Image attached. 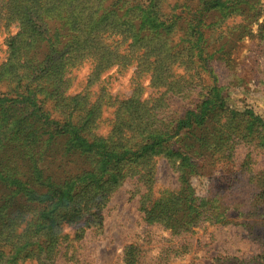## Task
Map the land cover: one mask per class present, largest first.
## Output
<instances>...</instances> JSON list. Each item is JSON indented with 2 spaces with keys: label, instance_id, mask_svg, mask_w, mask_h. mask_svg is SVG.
<instances>
[{
  "label": "rangeland",
  "instance_id": "1",
  "mask_svg": "<svg viewBox=\"0 0 264 264\" xmlns=\"http://www.w3.org/2000/svg\"><path fill=\"white\" fill-rule=\"evenodd\" d=\"M9 1L0 0V64L9 55V37L23 30L30 31L26 21V25L22 26ZM128 1L137 7V20H143L147 27H153V22L157 23L158 28H161V22H164L165 27L175 22L176 32L172 39L176 36L178 38V34H184L185 49L191 45L188 43L193 36L192 24L189 23V30L185 24L191 19L185 17L186 12H182L186 9L185 6L177 5V2L183 0H91L88 4L94 17L98 18L97 16H103L118 5L127 7ZM204 1H199L201 8ZM58 2L59 0H49L44 6L46 13L43 15L36 9L39 19H32L33 26L38 29L33 34L38 35L41 31L42 34L39 35L46 38L44 44L50 48L45 64H49L51 68L59 66V59L66 51L64 48H67L69 37L60 31L63 20H73L74 27L78 22L72 14L74 5L69 6L66 13ZM201 8L196 9L197 13L201 12ZM218 8L220 11L217 15L221 25L214 30L206 28L208 34L204 37V44L213 40L209 49L220 48L223 50L222 56L228 54L230 57L212 60L219 85L223 86L222 102L229 109L217 126L219 128L225 122L227 115L247 109L264 119V0H223ZM233 8H237L238 12L229 14ZM208 10L205 9L204 14L209 13ZM200 14L195 16L199 18ZM150 19L153 22L149 23ZM233 21L235 22L232 23ZM238 22H244L245 29L237 30L233 27ZM40 24L56 28L47 32L43 31ZM221 31H224L221 38L216 40ZM23 35L24 33L20 37ZM48 39H51L49 44ZM104 39L107 45L121 40L120 36ZM19 41L23 45L26 43V40ZM122 41L119 49L113 50L108 68L90 82L88 77L94 69V56L81 60L73 67L66 75V95L62 94L64 88L58 80L53 81V78L49 79L50 89L42 92V87L46 86L43 83L44 72L41 71L43 64L34 66L31 72H24L22 80L4 74L0 78V92L9 93L6 100L0 102V155L6 152L5 144H15L11 160L21 152L20 148H24L31 154L36 152L38 166L42 168L47 164L44 152L53 138L52 134L62 128L72 131L71 118L85 116L89 102L93 101L95 106L91 112L96 119L91 123L95 126L93 131L98 136L107 137L114 124L117 106L111 102L130 97L135 89H139L141 99L152 101L163 96L164 108L160 111V116L164 118H176L185 109H194L201 104V99L209 92V82L203 80L205 75L191 68L184 71L186 65L179 64L176 67L178 63H172V75L173 72L185 76L191 74L193 85L181 95L167 93L164 87L151 85L150 72H138L137 61L132 59L129 48H126L129 41ZM101 45H104L102 40ZM179 47L183 49L181 44ZM45 51L47 48L44 47L43 52ZM43 52L40 56H43ZM16 81L18 86L14 87ZM38 85L40 87L34 89ZM27 87L34 91L35 97L42 99L40 106H46L50 110V117L42 116L40 106L34 103L36 99H24L12 92L14 88L19 92ZM59 93V96L81 94V104L75 106L78 98L73 101L77 108L73 116L67 115L65 118L66 115L55 107ZM55 119L61 121L57 122ZM37 132L44 136L40 144ZM216 134L218 138L223 136V145L215 150L214 155L210 149L206 151L207 155L188 161L191 164L188 168L191 198L199 204L197 211L205 210L203 214L188 212L189 216H197L190 218L187 225L175 231L161 221L149 223L141 210V201L146 204L155 203L171 193L178 195L187 186L182 177V168H179L186 157L185 142L179 136H173L171 143L174 148H180L178 155H173L170 159L162 155L155 156L152 161L153 176L146 186L138 180L137 174L129 175L111 193L110 200L101 211L103 227L99 230L88 227L81 232L78 228L84 225V220L77 225H62L55 264H127L124 259L125 247L130 245L135 258L133 264H221L224 259L235 257L239 261L251 260L249 264H256L254 257L264 253V145L254 136L234 141L232 138L228 139L222 129L216 130ZM71 136L75 137V133L72 132ZM39 178L36 179V184L39 183ZM49 183L50 190L56 188L55 184L51 186ZM7 188L10 190L8 198L12 200L14 190L18 187L8 185ZM3 208L0 207V210L6 212L5 207ZM4 220H9L8 215L4 216ZM4 262L2 260L0 264ZM18 264H36V261L25 260Z\"/></svg>",
  "mask_w": 264,
  "mask_h": 264
},
{
  "label": "trees",
  "instance_id": "2",
  "mask_svg": "<svg viewBox=\"0 0 264 264\" xmlns=\"http://www.w3.org/2000/svg\"><path fill=\"white\" fill-rule=\"evenodd\" d=\"M90 1L59 0L58 4L62 5L61 8L65 9L66 13L68 7L74 5L72 14L78 22L74 27L73 20H63L60 31L69 37V40L66 42L67 48L62 46L66 51L59 59V66L51 68L49 64H45L50 51L48 45L44 44L46 38L39 35L42 34L41 31L38 33L39 36L33 34L38 29L33 26L32 21L33 18L39 19V16H36V9L43 15L46 13L44 6L49 0H10L22 26L26 25V21L30 31L23 30L9 37V55L0 64V78L5 74L22 80L24 72H31L34 66L43 64L41 71L44 72L43 83L46 86L42 87L44 88L42 92L50 89L49 79L53 78V81L58 80L60 86L64 88L62 94L66 95L68 91V87L65 86L66 75L73 67L81 60L94 56L96 61L93 72L88 77L90 82L93 77H99L100 73L108 68L113 50L119 49V43L128 40L126 48H129L132 59L137 61L136 69L140 73H151L152 86L164 87L165 92L172 95L187 92L193 85L191 74L185 76L173 72L172 75L170 65L178 63L176 67L186 65L184 71L191 68L205 75L203 80L209 82V92L194 109L187 108L176 118H164L160 116L162 115L160 111L164 108L163 96L152 101L145 100L141 99L139 89H135L130 97L119 102H111L117 106L114 124L107 137L98 136L93 131L95 126L91 123L96 119L91 110L95 106V101H88L86 115L71 118L72 131L62 128L52 134L53 138L44 152L47 164L42 168L38 166L35 151L31 154L20 148L21 152L15 154L14 160H11L15 153V144H5L6 152L0 155V207H5L6 210V212L0 210V262L5 260L2 264H18L25 260H35L36 264H55L62 225H77L84 220V225L78 228L81 232L88 227L98 230L103 227L101 211L110 200L111 193L118 189L129 175L137 174L138 180L146 186L153 176L152 161L155 156L162 155L170 159L173 155H178L180 148L173 147L171 143L173 136H179L180 140L185 142L186 157L179 168H182V177L187 186L178 195L171 193L155 203L146 204L145 201H141V210L149 223L161 221L175 231L187 225L190 218L205 211H197L199 204L191 198L188 178L190 173L188 168L191 164L188 161L207 155L205 153L210 149L211 154H215V150L223 145L221 142L223 136L220 135L218 138L216 130L222 129V133L234 141L254 136L259 138L261 145H264V119L255 116L249 109L227 115L225 122L219 128L217 126L229 109L222 102L223 86L219 85L212 60L230 57L228 54L222 56L223 50L220 48L209 49L213 40L204 44V37L208 34L206 28L214 30L220 27L221 21L217 14L220 11L219 4L223 0H205L202 8L200 0L177 2L179 7L185 6L186 9L182 12H186L185 17L191 19L189 22L186 21V29L189 30V23L192 24L193 36L188 43L191 45L186 49L183 45V41L186 40L184 34H178V38L176 36L172 39L176 32L175 22H171L173 24L168 27L161 22V28H158L157 23L150 19L149 23L153 22V27L151 25L147 27L143 20H137V7L129 4V1L127 7L118 5L103 16L95 18L88 4ZM199 7L201 12L197 13L196 9ZM205 9H209L210 12L204 14ZM237 12L238 9L233 8L229 14ZM195 14L201 16L198 18ZM55 17L48 19H56ZM44 19L42 20L45 21ZM40 27L47 32L56 28L45 27L43 24H40ZM233 27L237 30L245 29L244 22H238ZM223 32H218L215 39L221 38ZM23 33L24 35L20 37ZM111 36H120L121 40L107 45L104 38L109 39ZM21 39L26 40L25 45L19 41ZM101 40L104 45H101ZM49 43L51 39H48L47 44ZM44 47L47 48L45 52ZM42 52L43 56H40ZM17 86L18 81L14 87ZM37 87L40 86L34 89ZM12 92H16L24 99L32 101L36 99L34 103L41 105L42 99L35 97L34 91L28 87L22 88L19 92L14 88ZM7 93L9 92H0V102L6 100ZM60 94L56 98L55 107L66 115L65 118L67 115L73 116L77 111L73 101L78 98L75 106L81 104V94L59 96ZM40 110L42 116L50 117L51 112L46 106H40ZM72 132L75 133V137L71 136ZM37 134L40 137V144L44 136L41 132ZM64 136L67 140L63 138ZM75 170L78 172L73 173ZM38 178L40 180L36 184ZM47 182H50L51 186L55 184L56 188L50 190ZM8 185L18 187L14 190L12 200L8 198L10 193ZM190 211L198 214L189 216L187 213ZM183 212L186 213L182 215ZM6 215L9 217L7 221L4 220ZM254 258L256 264H264V253ZM124 259L127 264H133L135 258L131 245L125 247ZM249 262L251 260L239 261L235 257L224 259L221 264Z\"/></svg>",
  "mask_w": 264,
  "mask_h": 264
}]
</instances>
